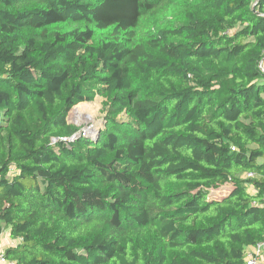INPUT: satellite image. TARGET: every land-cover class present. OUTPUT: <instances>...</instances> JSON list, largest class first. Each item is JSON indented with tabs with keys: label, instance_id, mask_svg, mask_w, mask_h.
I'll return each instance as SVG.
<instances>
[{
	"label": "trees",
	"instance_id": "trees-1",
	"mask_svg": "<svg viewBox=\"0 0 264 264\" xmlns=\"http://www.w3.org/2000/svg\"><path fill=\"white\" fill-rule=\"evenodd\" d=\"M97 97L104 129L78 137L70 111ZM6 228L15 264H244L264 241V0H0Z\"/></svg>",
	"mask_w": 264,
	"mask_h": 264
},
{
	"label": "rangeland",
	"instance_id": "rangeland-1",
	"mask_svg": "<svg viewBox=\"0 0 264 264\" xmlns=\"http://www.w3.org/2000/svg\"><path fill=\"white\" fill-rule=\"evenodd\" d=\"M79 107H84L85 109L82 112H77L76 109ZM105 116L104 99L97 97L93 102H84L76 105L70 111L68 119L79 128L80 131L77 134L78 137H89L90 135L99 133L104 129ZM230 188V185L227 184L217 190H212V195L216 198L221 197L224 193L226 194Z\"/></svg>",
	"mask_w": 264,
	"mask_h": 264
},
{
	"label": "built area",
	"instance_id": "built-area-1",
	"mask_svg": "<svg viewBox=\"0 0 264 264\" xmlns=\"http://www.w3.org/2000/svg\"><path fill=\"white\" fill-rule=\"evenodd\" d=\"M252 177H253V174L251 173L248 174V178H252ZM2 233H4V231ZM2 233L0 234V237ZM6 250L7 249H4L2 248V246H0V264H15L13 261H10L7 258ZM244 264H264V241L255 245L252 248H247L245 250Z\"/></svg>",
	"mask_w": 264,
	"mask_h": 264
},
{
	"label": "crops",
	"instance_id": "crops-1",
	"mask_svg": "<svg viewBox=\"0 0 264 264\" xmlns=\"http://www.w3.org/2000/svg\"><path fill=\"white\" fill-rule=\"evenodd\" d=\"M0 246H2V248L4 249H8L9 247H16L18 246V244L21 242V240L19 238H14L11 236L10 234V229L6 228L4 230V233H2L1 237H0Z\"/></svg>",
	"mask_w": 264,
	"mask_h": 264
},
{
	"label": "bare ground",
	"instance_id": "bare-ground-1",
	"mask_svg": "<svg viewBox=\"0 0 264 264\" xmlns=\"http://www.w3.org/2000/svg\"><path fill=\"white\" fill-rule=\"evenodd\" d=\"M85 108L84 107H79L77 110V112H82Z\"/></svg>",
	"mask_w": 264,
	"mask_h": 264
}]
</instances>
